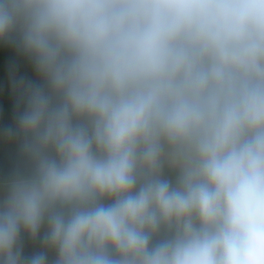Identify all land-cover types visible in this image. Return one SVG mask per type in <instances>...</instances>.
<instances>
[{
	"label": "clouds",
	"instance_id": "clouds-1",
	"mask_svg": "<svg viewBox=\"0 0 264 264\" xmlns=\"http://www.w3.org/2000/svg\"><path fill=\"white\" fill-rule=\"evenodd\" d=\"M0 49V264H264V0H0Z\"/></svg>",
	"mask_w": 264,
	"mask_h": 264
},
{
	"label": "trees",
	"instance_id": "trees-1",
	"mask_svg": "<svg viewBox=\"0 0 264 264\" xmlns=\"http://www.w3.org/2000/svg\"><path fill=\"white\" fill-rule=\"evenodd\" d=\"M11 55V53L0 49V88L3 89V91H0V120H7L10 116L11 97L7 92V80L4 73V65ZM20 72L28 78H35L31 67L23 61H20Z\"/></svg>",
	"mask_w": 264,
	"mask_h": 264
}]
</instances>
